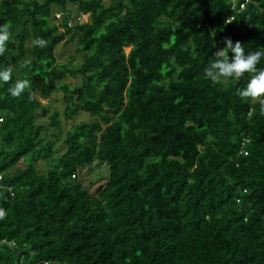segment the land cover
<instances>
[{
    "label": "trees",
    "instance_id": "trees-1",
    "mask_svg": "<svg viewBox=\"0 0 264 264\" xmlns=\"http://www.w3.org/2000/svg\"><path fill=\"white\" fill-rule=\"evenodd\" d=\"M229 5L0 0L12 36L0 67L30 81L15 98L0 85V238L15 242L0 264H264V115L236 95L247 74L213 84L203 72L222 37L264 46V0L224 23ZM73 41L81 62H58ZM56 91L65 118H91L54 151L56 111L35 118L50 105L36 96ZM95 162L106 175L91 189L78 173Z\"/></svg>",
    "mask_w": 264,
    "mask_h": 264
},
{
    "label": "clouds",
    "instance_id": "clouds-1",
    "mask_svg": "<svg viewBox=\"0 0 264 264\" xmlns=\"http://www.w3.org/2000/svg\"><path fill=\"white\" fill-rule=\"evenodd\" d=\"M239 1V0H238ZM238 1H236L238 5ZM232 0H230V5ZM229 5V12L224 18V23L232 20L235 13ZM233 14L232 19L227 17ZM12 40L7 25H0V55L6 51L7 44ZM223 47L217 48L211 54L206 66L203 69L205 77L210 83H222L226 80L240 81L247 74L243 87H238L236 95L243 101L259 105V114L264 115V66L261 64V57H264V46L255 51H246L239 40L233 41L231 37H222ZM31 44L38 48H44L47 41L43 38H35ZM215 47V44L213 45ZM13 70L10 66L0 67V85L12 83L7 88L11 97H20L25 90L30 88V81L27 79H12ZM6 216V211L0 208V220Z\"/></svg>",
    "mask_w": 264,
    "mask_h": 264
},
{
    "label": "rangeland",
    "instance_id": "rangeland-1",
    "mask_svg": "<svg viewBox=\"0 0 264 264\" xmlns=\"http://www.w3.org/2000/svg\"><path fill=\"white\" fill-rule=\"evenodd\" d=\"M106 3L109 2V0H105ZM67 8L70 10V13L72 14V16H77V18L80 21H87L88 19V13H84V14H77V10H76V5L75 4H70L67 3ZM56 22V21H55ZM58 30H61V28H58ZM76 42H69L67 44H64L63 42H60L56 47H55V57L56 60L58 62L61 63H69L70 65H76L77 62H81V58H82V52H77L76 49ZM129 50V46H126L124 48V51L127 53ZM71 57V58H70ZM65 80L70 83V85L76 84L78 83V81H80V78H75L72 76H67L65 77ZM36 98H38V100L43 103V104H50L48 107V113L46 115H41L40 111H38L37 115H36V122L37 123H48L50 121L48 115L54 110L57 113V119L59 121V130L56 131L58 134V138L56 137H50L49 134H47L48 138L50 137L51 140H54L55 138L58 140L59 138L63 139L66 135V131L67 129L71 126V124L73 123H77V122H82V121H87L91 118V116L89 115V113L85 112V111H78L77 113L72 114V117L70 119H67L64 117L63 114V109H64V100L61 97V92L60 91H56L54 93L51 94L50 97L48 98H41L39 96H36ZM47 132L50 133L51 128L48 127ZM43 132V130H42ZM43 134V133H41ZM48 139V140H50ZM61 148H64V143L62 140H58V143L56 144V146H54V151L59 150ZM53 151V152H54ZM53 158V156L51 157ZM38 162H41L38 161ZM54 161H51V163H53ZM39 164V163H38ZM104 166H99L96 162L92 163L91 165H87V166H82V168L79 170L78 173V177L80 179H82V181H88L89 183H92L93 186L90 184L91 189H94V185L95 183H99L102 180V177H104V175H106L105 171L103 170ZM91 181V182H90Z\"/></svg>",
    "mask_w": 264,
    "mask_h": 264
},
{
    "label": "built area",
    "instance_id": "built-area-1",
    "mask_svg": "<svg viewBox=\"0 0 264 264\" xmlns=\"http://www.w3.org/2000/svg\"><path fill=\"white\" fill-rule=\"evenodd\" d=\"M236 1H238V0H232V3H231V5H230V8H231L232 12H240V11L244 8V6H245V4L247 3V1H249V0H242V1H239V2H238V5L236 4V3H237ZM232 17H233V14H230V15L227 17V20L232 19ZM244 140H245V138L243 139V141H244ZM0 178H1V176H0ZM0 186H1V185H0ZM8 189H9V188H8ZM3 245H6V246H8V247L13 248V247L15 246V242H14L13 240H11V239H7V238H5V237H2V238H0V249H1V247H2Z\"/></svg>",
    "mask_w": 264,
    "mask_h": 264
}]
</instances>
